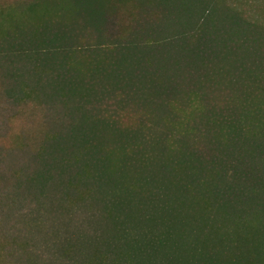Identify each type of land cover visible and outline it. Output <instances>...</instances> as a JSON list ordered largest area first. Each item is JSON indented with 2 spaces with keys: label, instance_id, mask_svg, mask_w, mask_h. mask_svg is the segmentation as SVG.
Here are the masks:
<instances>
[{
  "label": "trees",
  "instance_id": "1",
  "mask_svg": "<svg viewBox=\"0 0 264 264\" xmlns=\"http://www.w3.org/2000/svg\"><path fill=\"white\" fill-rule=\"evenodd\" d=\"M4 1L0 264H264V0Z\"/></svg>",
  "mask_w": 264,
  "mask_h": 264
},
{
  "label": "rangeland",
  "instance_id": "2",
  "mask_svg": "<svg viewBox=\"0 0 264 264\" xmlns=\"http://www.w3.org/2000/svg\"><path fill=\"white\" fill-rule=\"evenodd\" d=\"M5 3H7V4H10L12 1L11 0H7V1H4ZM14 7V6H13ZM11 8V9H9V10H7L5 13H4V15L5 16H8V17H12V18H28V14H27V12H24L23 14H24V16H21V15H19L20 13H19V10H17L16 8ZM21 127V125L20 124H18V125H16L15 126V128H16V130H18L19 128Z\"/></svg>",
  "mask_w": 264,
  "mask_h": 264
}]
</instances>
